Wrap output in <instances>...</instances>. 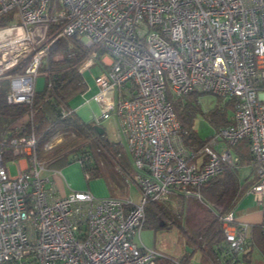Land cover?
<instances>
[{"label": "built area", "instance_id": "2783aa9c", "mask_svg": "<svg viewBox=\"0 0 264 264\" xmlns=\"http://www.w3.org/2000/svg\"><path fill=\"white\" fill-rule=\"evenodd\" d=\"M0 0V77L6 100L28 102L52 41L75 35L95 46L79 71L99 65L92 98L100 124L113 117L135 170L138 199L95 196L88 190L58 194L37 157L35 136H3L0 143V264H157L170 257L140 240L149 200L183 195L200 199L199 185L238 156L242 137L257 161L250 186L264 198V0ZM17 72L12 70L20 66ZM45 61V60H44ZM190 91L235 97L232 121L205 143L187 145L168 95ZM6 142L9 147H1ZM52 141L44 148H52ZM19 158L10 174L9 165ZM81 164L82 160H78ZM56 171V170H54ZM86 176H88L86 174ZM262 230L264 233V208ZM221 227L232 250L244 246L247 227ZM183 264V263H182ZM184 264H200L188 261Z\"/></svg>", "mask_w": 264, "mask_h": 264}, {"label": "trees", "instance_id": "16d2710c", "mask_svg": "<svg viewBox=\"0 0 264 264\" xmlns=\"http://www.w3.org/2000/svg\"><path fill=\"white\" fill-rule=\"evenodd\" d=\"M56 9L57 0H51ZM10 21L8 14L0 15V23ZM98 55L103 51L95 46H87L82 38L75 35L58 37L50 44L45 61L39 70L45 72V82L41 89L34 88L28 102L9 103L6 94L9 89L8 77H0V143L3 136L33 133L37 157L44 160L48 168H60L67 162L82 160L84 173L90 177H104L112 190V195H127L130 184L135 183V170L123 145L110 141L105 132L98 133L92 120H82L71 106V99L86 89V82L80 66L93 50ZM24 61L12 72L21 70ZM200 92L190 91L183 95H168L171 106L181 126V138L187 145L194 140L200 143L209 140L200 138L193 128L198 113L205 116L216 129L232 121L235 97H218L214 106L202 111L198 101ZM52 141V148L45 149L46 142ZM238 156L234 164L223 163L219 173L212 176L198 189L201 198L174 197L173 202L149 200L145 204L143 227L158 230L175 223L180 227L184 243L178 255L180 263L191 260L198 252L202 264H258L252 260V248L258 246L264 254V233L262 219L251 225V233L246 232L244 246L240 251L232 250L221 227L223 215L231 211L243 193L257 179L258 166L249 152L247 137L230 145ZM1 147H9L6 142ZM251 165L254 181L244 186L239 181L238 168ZM107 171L108 175L104 173ZM117 190V191H116ZM233 223L238 224L235 217ZM157 264H173L171 259L159 258Z\"/></svg>", "mask_w": 264, "mask_h": 264}, {"label": "rangeland", "instance_id": "374dc122", "mask_svg": "<svg viewBox=\"0 0 264 264\" xmlns=\"http://www.w3.org/2000/svg\"><path fill=\"white\" fill-rule=\"evenodd\" d=\"M44 60L45 59H43V61ZM98 70H99V65L93 64L89 69H86L83 71V77L86 80V82L88 83L89 87L94 82L93 77L98 72ZM44 82H45V72L42 70H39L37 73V76L35 77V80H34V88H36V89L43 88ZM92 93H93V90L88 91L86 93V95L81 94V93L78 94L74 99H71V104L74 106V104L78 105V103L84 102L85 98H87ZM217 98H218L217 96H215L214 94H211V93H199L198 94V101L201 104V110L205 111V110L209 109L210 107L214 106L215 103L217 102ZM77 101H78V103H77ZM94 101L96 102V100H94ZM97 105H98V103H97ZM82 107L84 108V106L81 105V108ZM77 108H79V107H77ZM85 110H86V115L82 116L83 120L88 119L87 114L89 115V118L91 119L93 114L98 115V114H100V111H101L99 105L97 106V109H95L94 111L92 108H89V107L86 108ZM101 124L105 127L107 137L110 140L120 141L119 134H118L117 127H116V123H115V120L113 117H109V118L104 119L101 122ZM193 128L197 131V133L201 139L208 137L209 135L213 134L215 131V128L210 123V121L205 116H203L201 113H198L197 116L195 117L194 122H193ZM199 144H200V142L198 139L194 140V143H193L194 146H199ZM19 161L20 160L17 159L14 161V163H11L9 165L10 174L13 175L16 173L17 167H18V165H20ZM72 164H76L79 166L77 161H72V162L65 163V165L61 166L60 168L54 169V168L48 167L46 170H44V173L47 174L48 170L51 169V170L59 171L61 176H63V175L66 176L65 172H66L67 168L70 167V165H72ZM80 167L81 166H79V168ZM80 171L82 173V181L84 183L85 178L83 175L85 173H84L82 167L80 168ZM104 174L109 176L107 171ZM95 179H97V178L93 177V178H91V181H93ZM71 189H73V190H88L92 194H94L95 196H101V195H97V194L93 193L92 190H90L88 188H73L72 187ZM105 192L109 193L108 187H107ZM127 192H128V196L132 200L136 201L138 199L139 189L134 183L129 185ZM107 195H109V194H105L102 196H107ZM262 206H264V198H263V203L261 204L255 198V196L252 192H248L243 196L242 199H240V201H238L236 203L235 215H239L240 213H244V212L245 213L257 212L262 208ZM232 212H233V210H232ZM179 229H180V227L178 225H176L175 223L170 224L164 228H160L158 230H152L151 228L143 227L141 229V233H140V240L136 237V241H138L139 243L141 242L146 247L154 248L157 251H160L161 253H166V254L168 253L170 255L178 256L183 251L184 246H186V244L184 243L183 237L180 234ZM186 249H189V247L186 246ZM251 256H252L251 258L254 262H257L258 264H264V254L259 249L258 246H255V245L253 246ZM191 259L194 262L198 261L197 252H195L192 255Z\"/></svg>", "mask_w": 264, "mask_h": 264}, {"label": "crops", "instance_id": "0c3cea01", "mask_svg": "<svg viewBox=\"0 0 264 264\" xmlns=\"http://www.w3.org/2000/svg\"><path fill=\"white\" fill-rule=\"evenodd\" d=\"M99 70H98V72H99ZM85 82H86V80H85ZM92 90H93V93L91 95H89L87 98H85L84 102L78 103V101H77L78 105L74 104V106L71 104V106L75 109L76 113L78 114V116L81 119H82V116L86 115V110H85L86 108H88V107L92 108L93 111L95 109H97L98 105L92 98L93 94L97 91V87L94 84V82L91 84L90 87L88 86V83L86 82V89L81 94H85L86 95V93L88 91H92ZM81 105L84 106L85 109L83 107L81 108ZM77 107H79V108H77ZM87 116H88V119L84 120V121L91 120L89 118L88 114H87ZM101 126L104 128V132L106 133L105 127L102 124H101ZM110 141L117 142V141H114V140H110ZM123 147L125 148L124 145H123ZM125 151H126L128 157H129V161H131L129 152L127 151L126 148H125ZM19 160H20L19 161L20 165L25 163L24 159L19 158ZM78 164H79V166H81L79 162H78ZM131 165H132V162H131ZM79 166L76 165V164L70 165V167H68L67 170L65 169L66 170V172H65L66 176H64L63 174H62L63 176H61L59 171H54V170H51V169L48 170V173L45 174L50 179V181L47 182V185H50V184L54 185L56 192L58 194H61V195L65 194V193H68L70 190H72L71 189L72 187L73 188H88V189L92 190L93 193H95L97 195H101V196L105 195V194H110V195L112 194V190L110 189V186H109L107 180L104 177H102V176L94 177V178H97V179L91 181V178H93V177L87 178L85 176V174L83 173L84 174L83 176L85 178V182L83 183V181H82V173L80 171L81 167L79 168ZM238 177H239L240 183H242L243 186L245 184L247 185L250 182L254 181L255 177H254V172L252 170V166L251 165L240 166L238 168ZM250 186L246 190V192L241 195V197L237 200V202L240 201V199H242L243 196L246 193L250 192ZM107 187H108V192L109 193L105 192ZM126 194L127 195H119V196H123V197L124 196H128V192ZM171 201L173 202V200H171ZM236 203H235V205H236ZM260 203L262 204L263 200ZM235 205H234V207L232 209L233 210V215H234V217H235V219H236V221L238 223H242V224L246 225L247 232H248V235H249L251 233L250 232L251 228H252L251 225L254 224V223H259L261 221L262 216H263L262 210H263L264 206H262V208L259 211H257V212H251V213H245L244 212V213H240L239 215H235ZM197 254H198V252H197ZM191 261H192V259H191ZM196 262L202 264L199 260L196 261Z\"/></svg>", "mask_w": 264, "mask_h": 264}, {"label": "water", "instance_id": "95a60500", "mask_svg": "<svg viewBox=\"0 0 264 264\" xmlns=\"http://www.w3.org/2000/svg\"><path fill=\"white\" fill-rule=\"evenodd\" d=\"M93 126L98 133L102 134L104 132V128L101 125L94 124Z\"/></svg>", "mask_w": 264, "mask_h": 264}, {"label": "clouds", "instance_id": "9594fccd", "mask_svg": "<svg viewBox=\"0 0 264 264\" xmlns=\"http://www.w3.org/2000/svg\"><path fill=\"white\" fill-rule=\"evenodd\" d=\"M95 124V123H94ZM99 125H101V124H99ZM85 176H86V174H85ZM87 177V176H86ZM88 178V177H87Z\"/></svg>", "mask_w": 264, "mask_h": 264}]
</instances>
